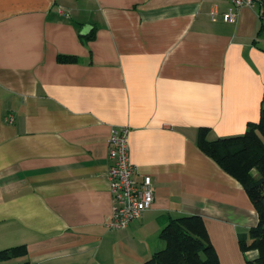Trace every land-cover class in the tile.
<instances>
[{"label":"crops","instance_id":"0c3cea01","mask_svg":"<svg viewBox=\"0 0 264 264\" xmlns=\"http://www.w3.org/2000/svg\"><path fill=\"white\" fill-rule=\"evenodd\" d=\"M230 6L0 0V250L28 249L0 264H143L183 215L204 219L220 264L258 257L239 245L259 220L249 195L197 144L202 126L215 139L260 119L264 0L235 22L223 20ZM113 126L129 127L136 177L150 175L155 192L121 230L105 225Z\"/></svg>","mask_w":264,"mask_h":264},{"label":"trees","instance_id":"16d2710c","mask_svg":"<svg viewBox=\"0 0 264 264\" xmlns=\"http://www.w3.org/2000/svg\"><path fill=\"white\" fill-rule=\"evenodd\" d=\"M263 28L261 22L258 35ZM92 39L94 33L81 35ZM61 62H77L75 55H59ZM210 127L198 131L199 148L231 176L236 178L249 195L258 213V223L251 227L249 236L240 237L241 251L246 254L256 250L258 257L247 258V264H264V100L257 122H249L240 135L208 137ZM161 238L166 247L155 252L143 264H220L219 256L211 242L204 219L200 215H183L172 218L162 229ZM24 244L0 250V262L26 256ZM10 264H33L12 262Z\"/></svg>","mask_w":264,"mask_h":264},{"label":"built area","instance_id":"2783aa9c","mask_svg":"<svg viewBox=\"0 0 264 264\" xmlns=\"http://www.w3.org/2000/svg\"><path fill=\"white\" fill-rule=\"evenodd\" d=\"M228 1L231 6L222 13L223 20L235 22L241 7H253L262 0ZM218 14L215 8L210 12L212 18ZM7 120L13 122V115H9ZM129 131L127 126H113L109 134L108 181L112 209L105 223L109 230L127 228L132 221L141 218L155 199L152 177L148 174L143 175L141 179L136 177L137 167L130 155Z\"/></svg>","mask_w":264,"mask_h":264},{"label":"water","instance_id":"95a60500","mask_svg":"<svg viewBox=\"0 0 264 264\" xmlns=\"http://www.w3.org/2000/svg\"><path fill=\"white\" fill-rule=\"evenodd\" d=\"M84 31H85V29H84Z\"/></svg>","mask_w":264,"mask_h":264}]
</instances>
